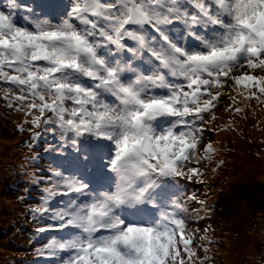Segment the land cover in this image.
I'll use <instances>...</instances> for the list:
<instances>
[{"label":"snow or ice","instance_id":"6c2138e0","mask_svg":"<svg viewBox=\"0 0 264 264\" xmlns=\"http://www.w3.org/2000/svg\"><path fill=\"white\" fill-rule=\"evenodd\" d=\"M0 107L30 264H215L213 137L264 112V0H0Z\"/></svg>","mask_w":264,"mask_h":264},{"label":"rangeland","instance_id":"374dc122","mask_svg":"<svg viewBox=\"0 0 264 264\" xmlns=\"http://www.w3.org/2000/svg\"><path fill=\"white\" fill-rule=\"evenodd\" d=\"M3 113L0 107V264H30L37 259L33 253L38 245L32 242L36 225L27 209L37 196L33 193L28 203L18 199L24 191L20 165L27 151L18 145L25 137L15 130L18 117ZM240 129V134L231 133L232 141L225 140L227 133L213 137L227 145V164L210 181L215 214L200 226L216 229L220 245L215 264H264V157L257 158L251 143L264 139V112L241 122Z\"/></svg>","mask_w":264,"mask_h":264},{"label":"bare ground","instance_id":"6f19581e","mask_svg":"<svg viewBox=\"0 0 264 264\" xmlns=\"http://www.w3.org/2000/svg\"><path fill=\"white\" fill-rule=\"evenodd\" d=\"M232 134L231 133H227V135H226V137H225V140L226 141H232L233 140V138H231L230 136H231ZM218 139V138H217ZM2 144V142H0V145ZM3 146V145H2ZM249 160H250V158H249ZM252 161H255V160H252ZM258 172H260V169L259 170H257ZM241 240V238H239L238 239V241H240Z\"/></svg>","mask_w":264,"mask_h":264}]
</instances>
